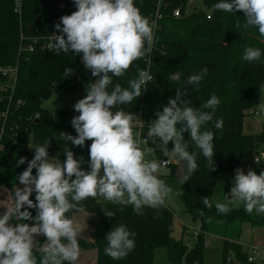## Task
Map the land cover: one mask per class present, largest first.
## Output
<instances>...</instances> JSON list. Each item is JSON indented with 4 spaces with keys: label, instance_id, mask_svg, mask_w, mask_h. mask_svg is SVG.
I'll return each mask as SVG.
<instances>
[{
    "label": "trees",
    "instance_id": "16d2710c",
    "mask_svg": "<svg viewBox=\"0 0 264 264\" xmlns=\"http://www.w3.org/2000/svg\"><path fill=\"white\" fill-rule=\"evenodd\" d=\"M16 1L0 0V65L18 68V81L12 98L14 103L22 102L21 106L11 109L3 137L5 149L0 152V188H8L12 197L19 186L18 176L27 167V163L17 166V161L20 157L32 159L28 144H43L50 138L49 151L64 160L63 147L66 145L59 139L60 134L63 131L76 135L71 119L79 113L46 109L43 107L44 102L57 91L85 95V85L97 79L83 67L81 58L71 51L57 53L40 48L34 53L20 51L22 33L37 38L57 33L55 24L60 22V17L77 10L73 0H22L20 12L16 8ZM201 1L204 9L195 6L190 10L189 0H135L143 16L153 21L159 11L162 20L155 29L152 52L135 61L125 76L113 77V85L109 86V90L116 83L127 87L128 80L137 75L138 68L149 69L154 77L153 82L131 105L121 106L134 115L142 114L148 124L155 119L157 111H162V106L168 103L169 98L175 97L178 88L185 93L190 106L195 108H199L212 94L219 97L221 103L213 121L202 127V130L208 129L215 133L216 170L211 171L206 158L190 142L189 151L197 153L198 168L185 181H181L186 213L197 223L201 233L189 250L182 240H175L171 236L173 224L170 220L173 221L174 214L170 209L164 206L158 210L145 208V214L138 216L132 206L115 205L100 197L89 198L83 202V213L69 212L66 215L70 218L85 213L97 216L94 243L78 238L81 248L97 250V264H154L155 252L160 248L167 251L169 264H206V235L223 239L222 264H249L247 252L239 245L244 226L264 227V216H258L255 212L248 214L243 206H233L227 215H219L215 204L209 210L202 203L201 197H208L213 202L222 177L228 184L232 183L234 170L237 167L243 169L242 163L247 153L259 149L264 151V127L259 135L243 133L244 118L264 94L261 90L264 83V37L259 35L257 29L244 27L242 12L214 11L212 6L218 0ZM61 5H65V9ZM175 10L181 11L180 18L173 17ZM237 24L240 26L237 27ZM249 46L261 49L260 61H243L244 50ZM67 67L74 70L69 77L64 75ZM204 67H207L208 72L198 89L185 84L189 75L199 73ZM175 73H180L179 81L172 79ZM7 109L8 102L2 101L0 117ZM36 115H39L40 123L33 121ZM217 118H223V131L214 127ZM16 126L19 127L18 131ZM184 136L186 140L189 139L188 133H184ZM90 144L91 141H86L83 148L73 146L70 142L67 145L72 148L77 159L83 157L82 167L85 170L88 169ZM148 145V149L152 150L148 158L169 160L164 157L158 139H150ZM168 147H173L171 142ZM171 168L172 174L176 175L179 167L172 164ZM254 171L259 174L264 169ZM225 192L230 193L229 186H226ZM30 198L35 200V193ZM103 209L115 212L116 216L106 217ZM201 210L203 215L200 214ZM29 211L33 216L36 215L35 209ZM121 223L137 233L136 247L126 258L113 260L104 252L107 245L105 236L116 224ZM37 258L39 261V256Z\"/></svg>",
    "mask_w": 264,
    "mask_h": 264
},
{
    "label": "clouds",
    "instance_id": "9594fccd",
    "mask_svg": "<svg viewBox=\"0 0 264 264\" xmlns=\"http://www.w3.org/2000/svg\"><path fill=\"white\" fill-rule=\"evenodd\" d=\"M73 3L77 10L60 17V22L55 24L60 34L54 33L49 48L57 53H75L83 67L97 79L85 85L86 94L73 105L79 113L71 119L76 135L63 131L60 134L59 139L66 145L63 147L66 158L61 161L58 155L50 157L51 140L47 138L43 144L29 147L34 150L31 160L20 157L17 161V166L27 163V167L18 176L20 186L9 206L0 212V264H76L82 228L67 213H83L84 201L100 197L115 205L132 206L136 215L143 216L145 208L158 210L174 193L160 178L163 162L149 159L152 150L142 148L140 133L134 134L136 124L139 122L142 128L144 123L121 107L141 97L152 80L151 75L138 68L127 87L116 83L109 90L113 77L125 76L135 61L152 52L155 21L141 14L135 0H73ZM212 8L242 12L244 27H253L264 37V0H218ZM261 57L260 48L249 46L242 59L258 62ZM73 72L67 67L64 75L69 77ZM207 72L204 67L199 73L189 75L185 84L198 89ZM172 79L179 81L180 73L173 74ZM220 103L219 97L212 94L195 108L178 88L175 97L169 98L148 125L147 139H158L164 157L179 161L186 177L198 168L197 153L189 151L190 142L206 158L211 171L216 170L215 133L202 127L213 121ZM258 108L264 112V102ZM214 127L223 131V118L215 119ZM184 133L189 134V139H185ZM86 141H91L87 170L82 167L83 157L77 159L67 146L70 142L83 148ZM255 161L260 164V156ZM234 172L230 198L226 196V202H215L217 214L227 215L233 206L243 204L246 213L264 216V171L257 174L251 168L245 172L237 167ZM33 193L35 200L30 198ZM201 198L203 205L211 210L213 202L208 197ZM30 209L36 210L35 216ZM104 214L108 218L116 216L108 210ZM200 214L203 215L202 210ZM136 235L127 225L116 224L105 236V254L113 260L126 258L136 247ZM41 236L45 238L42 243L38 239Z\"/></svg>",
    "mask_w": 264,
    "mask_h": 264
},
{
    "label": "rangeland",
    "instance_id": "374dc122",
    "mask_svg": "<svg viewBox=\"0 0 264 264\" xmlns=\"http://www.w3.org/2000/svg\"><path fill=\"white\" fill-rule=\"evenodd\" d=\"M196 6L199 9H204L202 1H199ZM151 63V62H150ZM264 86V83L262 84ZM261 86V90L264 93V87ZM84 95L78 93H68L63 91L55 92L52 97L45 101L43 107L50 110H64L69 112H74L73 105L79 99L83 98ZM264 102V94L259 98L257 101L256 106L253 108V111L256 113L255 115L248 114L243 121V133L245 135H259L262 132L264 127V112H260L258 105ZM251 110V109H250ZM139 123L136 124L135 127L138 126ZM134 127V134L139 132V129ZM142 148H146L144 145ZM262 149L253 150L247 153L244 156L242 166L247 170L249 168L253 170H260L264 169V160L260 164H255L253 159L259 153H262ZM63 161V160H61ZM174 161V160H171ZM174 165L179 167L178 161H174ZM177 172L178 168L176 169V175L172 174V168L163 169L160 175V178L163 179L170 187L174 189L173 195L166 200L165 206L172 211L174 214V218L172 221L173 224V231H172V238L175 240H182L186 246H191L193 248L196 240L193 237V230L197 228V223L192 220V218L186 213L185 202L183 199V194L181 191V181L177 179ZM222 181V182H221ZM220 181V185L217 187L214 198L213 204L215 202H226V196L230 198V193H226L225 189L226 186H229L231 189L232 183L228 184V181L225 177H222ZM20 186V185H19ZM18 186V187H19ZM17 187V188H18ZM16 190V189H15ZM179 193L178 195L176 193ZM12 196L10 190L5 187L0 188V212H3L7 206H9ZM239 206H243L240 204ZM96 216V215H95ZM94 215L91 214H81L75 217V220L81 225L82 231L78 238L84 240H94L95 235V218ZM253 227L250 225H245V230H251ZM184 229L186 232L184 233ZM264 232V230H262ZM184 233V234H183ZM245 237L250 238V241L253 240V234L249 233L245 235ZM44 237H38L39 240L43 239ZM262 240L264 241V235L262 236ZM204 247H205V262L206 264H222V250H223V239L218 236L214 235H206L204 237ZM249 242V241H248ZM252 244V242H251ZM264 244V243H263ZM256 245V244H254ZM262 246V244H257ZM80 248V255L76 262V264H82L83 262L89 261L93 262L96 258V253L84 250ZM264 249V246H262ZM254 264H264V255L258 254L255 257ZM154 264H169L167 251L164 248H160L155 252V262Z\"/></svg>",
    "mask_w": 264,
    "mask_h": 264
},
{
    "label": "built area",
    "instance_id": "2783aa9c",
    "mask_svg": "<svg viewBox=\"0 0 264 264\" xmlns=\"http://www.w3.org/2000/svg\"><path fill=\"white\" fill-rule=\"evenodd\" d=\"M21 5H22V0H17L16 1V8H17L18 12H20ZM61 8L65 9V5H61ZM173 17L174 18H180L181 17V11L175 10L173 12ZM160 20H162V15L158 11L156 13L154 19H153V21H155V23H156V26ZM55 34L59 35L60 33L57 32ZM53 36H54V34L51 36H48V37L37 38V37H28L22 33V35H21L22 45H21L20 51H25L26 53H34L37 48H40L42 50L56 52L54 49L49 48V44L53 42ZM146 71H148L152 77V80L147 84V86H148L150 83L153 82L154 77H153V75L149 69H147ZM17 81H18V68L17 67H15V66L14 67H12V66L5 67V66L0 65V103H2V101L8 102V109L0 117V122H2V125L0 126V145H3V150H0V152L4 151V149H5L3 137L5 135V127H6L11 109L13 106H21V104H22L21 101L14 103L13 98H12L13 92L15 91V88H16ZM248 114L255 115L256 113L253 110H250L248 112ZM135 116L140 121H142L144 123L142 128L140 127V124H138L137 129H139V133H140L139 139L141 140V147H143L145 145L146 148L148 149V146H149L148 143H149L150 139H147L146 131L148 129L149 124L142 117V114L135 115ZM38 120H39V115H36L33 118V121L36 122ZM16 130L17 131L19 130L18 126H16ZM146 139H147V143L145 144V143H143V141ZM15 143L17 144L18 142L16 141ZM29 147H31V144H28V153H29L30 157L32 158L33 154H34V150L29 148ZM256 156H260L261 162H262L264 160V151L262 153H259ZM255 157H254L253 161L255 164H257L255 161ZM149 159H152V158H149ZM159 160L163 162L162 163V170L171 167V165L174 164V161H175V160L171 161V160H166V159H159ZM164 207H166V206L164 205ZM200 233H201V229L199 226H197V228H195L193 230V237L195 238V240H197ZM187 248L189 250L192 249V247L189 245L187 246ZM245 249H246V252L248 254V263L249 264L254 263L255 257L258 254L264 255V249L259 245H246ZM249 257H252L251 261H249Z\"/></svg>",
    "mask_w": 264,
    "mask_h": 264
},
{
    "label": "crops",
    "instance_id": "0c3cea01",
    "mask_svg": "<svg viewBox=\"0 0 264 264\" xmlns=\"http://www.w3.org/2000/svg\"><path fill=\"white\" fill-rule=\"evenodd\" d=\"M243 169H246V168L243 167ZM75 217H74V219H75ZM95 218H96V221H95V223H96L97 222V216H95ZM262 230H264V227H261V228H252L251 230H245V229H243V233H242V237H241V241H240L239 245L243 247L244 251H246V249H245V246L246 245H254V244H256V245L257 244H260L261 245L262 244V246H264V244H263L264 241L262 240V236L264 235V232ZM249 233H252L253 234V240L252 241H250V238L245 237V235H248ZM89 242L94 243V240H90ZM251 242H252V244H251ZM89 251H92V252H95L96 253L95 260L92 263L89 262V261H86V262H83L82 264H97V260H98L97 250L96 249H92V250H89ZM252 264H254V263H252Z\"/></svg>",
    "mask_w": 264,
    "mask_h": 264
},
{
    "label": "water",
    "instance_id": "95a60500",
    "mask_svg": "<svg viewBox=\"0 0 264 264\" xmlns=\"http://www.w3.org/2000/svg\"><path fill=\"white\" fill-rule=\"evenodd\" d=\"M199 1H201V0H189V3H188L189 9L192 10ZM36 123H40V120L36 121ZM49 155H50V157H55L54 152L49 151ZM178 165H179V168H178V172H177L176 177L180 181H185L187 177H186L184 167H183V165H181V163L179 161H178ZM170 223L172 224V220H170Z\"/></svg>",
    "mask_w": 264,
    "mask_h": 264
}]
</instances>
